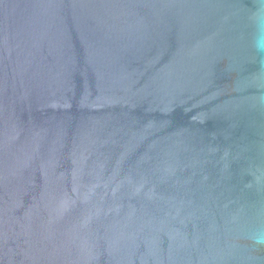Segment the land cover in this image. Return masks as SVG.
<instances>
[{"label": "water", "instance_id": "water-1", "mask_svg": "<svg viewBox=\"0 0 264 264\" xmlns=\"http://www.w3.org/2000/svg\"><path fill=\"white\" fill-rule=\"evenodd\" d=\"M0 264H264V0H0Z\"/></svg>", "mask_w": 264, "mask_h": 264}]
</instances>
